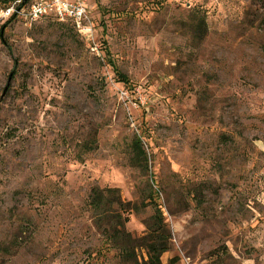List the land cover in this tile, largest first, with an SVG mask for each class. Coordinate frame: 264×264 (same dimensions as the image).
<instances>
[{
  "label": "rangeland",
  "instance_id": "obj_1",
  "mask_svg": "<svg viewBox=\"0 0 264 264\" xmlns=\"http://www.w3.org/2000/svg\"><path fill=\"white\" fill-rule=\"evenodd\" d=\"M85 1L0 20V264H129L154 205L163 264H264V0Z\"/></svg>",
  "mask_w": 264,
  "mask_h": 264
},
{
  "label": "trees",
  "instance_id": "obj_2",
  "mask_svg": "<svg viewBox=\"0 0 264 264\" xmlns=\"http://www.w3.org/2000/svg\"><path fill=\"white\" fill-rule=\"evenodd\" d=\"M139 146L140 145L138 144L136 145L138 152H140ZM116 191L117 190L114 189L106 190L103 193L108 194V196L105 199H102V197H96V199H94V203H92L93 206L97 205L102 207L103 205L110 206L112 203H118L120 207H124V203L120 199L115 198V200L109 198L111 195H114L113 192ZM153 208L155 212L151 217V223L148 225L149 231L143 237L133 239L132 236L127 233L125 225L128 221V217H123L122 215H120L121 220L118 218V225L112 227V233L110 236H106L107 242L115 245L119 250H121L122 258L129 262V264H140L137 256L134 255L136 248H143L147 254V260L141 264H163L161 260L162 255L170 250L172 237L171 232L165 223L164 214L161 208H157L156 205H154ZM101 220L104 221L102 224H108V226L111 222V219L105 215L99 220V222H101ZM170 263H172V260Z\"/></svg>",
  "mask_w": 264,
  "mask_h": 264
},
{
  "label": "built area",
  "instance_id": "obj_3",
  "mask_svg": "<svg viewBox=\"0 0 264 264\" xmlns=\"http://www.w3.org/2000/svg\"><path fill=\"white\" fill-rule=\"evenodd\" d=\"M26 3L2 8L0 20L19 19L25 26L32 27L43 18L53 17L59 22H70L79 33L91 40L92 24L85 0H36L29 5ZM122 94L127 96L124 92Z\"/></svg>",
  "mask_w": 264,
  "mask_h": 264
},
{
  "label": "water",
  "instance_id": "obj_4",
  "mask_svg": "<svg viewBox=\"0 0 264 264\" xmlns=\"http://www.w3.org/2000/svg\"><path fill=\"white\" fill-rule=\"evenodd\" d=\"M25 1H27V0H25Z\"/></svg>",
  "mask_w": 264,
  "mask_h": 264
}]
</instances>
